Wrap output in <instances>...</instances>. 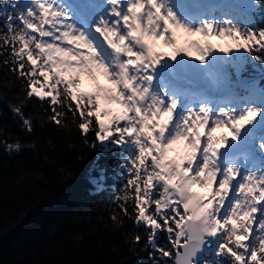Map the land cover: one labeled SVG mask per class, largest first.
I'll return each instance as SVG.
<instances>
[{
	"label": "snow or ice",
	"instance_id": "1",
	"mask_svg": "<svg viewBox=\"0 0 264 264\" xmlns=\"http://www.w3.org/2000/svg\"><path fill=\"white\" fill-rule=\"evenodd\" d=\"M196 5L201 0H29L7 12L0 56L7 53L4 65L26 82L25 99L10 108L32 132L24 108L46 102L51 123L71 114L86 143L92 133L102 152L120 151L114 167L124 182L110 199L121 222L147 229L153 264H264V160L242 141L247 129L264 155V105L240 106L241 90L231 87L232 73L264 65V28ZM186 65L204 68L231 98L190 97L178 71ZM161 234L171 247L157 243Z\"/></svg>",
	"mask_w": 264,
	"mask_h": 264
},
{
	"label": "trees",
	"instance_id": "2",
	"mask_svg": "<svg viewBox=\"0 0 264 264\" xmlns=\"http://www.w3.org/2000/svg\"><path fill=\"white\" fill-rule=\"evenodd\" d=\"M263 5L241 11L260 28ZM6 58L0 56V264H151L147 234L132 219L121 222L110 199L119 193L112 151L93 146L92 133L86 143L71 114L61 126L51 123L47 103L36 99L24 108L33 120L28 132L10 108L25 99L26 82L4 65ZM242 75L262 84L264 65L249 62ZM17 142L19 151L7 149Z\"/></svg>",
	"mask_w": 264,
	"mask_h": 264
},
{
	"label": "rangeland",
	"instance_id": "3",
	"mask_svg": "<svg viewBox=\"0 0 264 264\" xmlns=\"http://www.w3.org/2000/svg\"><path fill=\"white\" fill-rule=\"evenodd\" d=\"M86 87H87V85H86Z\"/></svg>",
	"mask_w": 264,
	"mask_h": 264
}]
</instances>
